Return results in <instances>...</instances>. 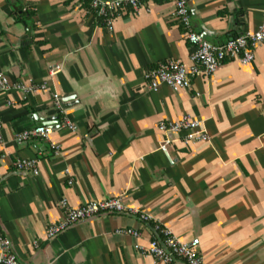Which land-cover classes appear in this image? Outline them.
Returning a JSON list of instances; mask_svg holds the SVG:
<instances>
[{
    "label": "crops",
    "instance_id": "1",
    "mask_svg": "<svg viewBox=\"0 0 264 264\" xmlns=\"http://www.w3.org/2000/svg\"><path fill=\"white\" fill-rule=\"evenodd\" d=\"M189 5L195 30L212 43L254 32L264 18V0ZM173 10V0H143L110 31L81 0H0V72L13 82L49 83L28 96L0 93V234L22 263L153 264L135 246L159 236L157 221L182 241L199 238L205 264H264V43L250 64L226 61L188 89L151 92L146 70L169 59L190 62ZM55 93L65 109L60 119ZM187 114L205 121L211 142L174 134L168 157L158 124ZM64 117L78 130L62 126ZM48 121L57 122L51 140L59 155L43 139L15 143L17 132ZM18 158H37L39 175L16 169ZM115 196L154 221L105 214L47 238L63 218V198L78 208Z\"/></svg>",
    "mask_w": 264,
    "mask_h": 264
},
{
    "label": "built area",
    "instance_id": "2",
    "mask_svg": "<svg viewBox=\"0 0 264 264\" xmlns=\"http://www.w3.org/2000/svg\"><path fill=\"white\" fill-rule=\"evenodd\" d=\"M87 5L88 11L93 15L97 23L106 29L112 30L117 18L122 17L129 11H139L143 0H81ZM174 10L172 16L183 26L185 37L191 45L190 62L187 64L178 59H169L158 63L156 66L144 72V80L151 92H157L161 86L166 85L174 91L188 89L192 85V78L199 75L214 76L220 66L230 60H237L242 64H250L256 58V51L264 43V18L258 29L254 32L244 31L231 37L224 43H212L205 35L195 30L192 22V14L189 0H173ZM60 69L52 70L55 75ZM49 88V83L26 84L21 81H11L7 75L0 72V93L10 90H19L25 96L37 91ZM54 105L58 115L65 114L64 104L59 94L55 93ZM13 104L12 100L8 101ZM62 126L72 131H77L78 126L67 118L61 121ZM3 121L0 115V133ZM159 131L164 135L159 150L169 157L170 147L178 140L172 135L184 133L186 143L211 142V137L206 128L205 121L192 115H184L177 120H161L158 124ZM55 131L52 125H37L32 128L17 132L14 141L17 145H23L31 139L39 138L50 142L55 155L60 154V145L52 142L51 136ZM19 171H26L33 175H39V160L37 158H18L14 163ZM70 176L69 169L66 170ZM69 184L74 185L75 180L69 179ZM63 218L58 223L49 225L47 238L54 239L66 232L75 224L93 219L105 214L139 215L141 221H154L153 217L139 209L126 205L121 196L109 197L102 200H85L78 208H73L67 198L60 201ZM156 222L154 229L159 236H154L149 246L140 243L136 249L153 257V264H175L183 261L186 264H205L204 257L199 252L200 239L194 238L182 241L171 229ZM122 235H131L137 240L141 233L135 229H123L118 231ZM38 245V243H36ZM11 240L0 234V264H25L11 250Z\"/></svg>",
    "mask_w": 264,
    "mask_h": 264
},
{
    "label": "water",
    "instance_id": "3",
    "mask_svg": "<svg viewBox=\"0 0 264 264\" xmlns=\"http://www.w3.org/2000/svg\"><path fill=\"white\" fill-rule=\"evenodd\" d=\"M35 120H37V117L36 116H33ZM57 124L56 121H48V122H44L42 123V125H52V126H55Z\"/></svg>",
    "mask_w": 264,
    "mask_h": 264
},
{
    "label": "trees",
    "instance_id": "4",
    "mask_svg": "<svg viewBox=\"0 0 264 264\" xmlns=\"http://www.w3.org/2000/svg\"><path fill=\"white\" fill-rule=\"evenodd\" d=\"M25 14H28L29 16H32V13L29 12V11H26ZM60 118H61V117H59V119H60Z\"/></svg>",
    "mask_w": 264,
    "mask_h": 264
}]
</instances>
